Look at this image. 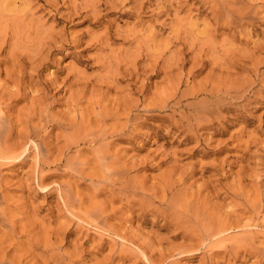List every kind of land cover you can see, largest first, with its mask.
I'll return each instance as SVG.
<instances>
[{"label":"rangeland","instance_id":"374dc122","mask_svg":"<svg viewBox=\"0 0 264 264\" xmlns=\"http://www.w3.org/2000/svg\"><path fill=\"white\" fill-rule=\"evenodd\" d=\"M226 2L0 0V32L10 24L35 42L0 47L7 146L24 151L0 155V264H264V217L244 200L264 204V0ZM229 9L256 19L232 24ZM21 72V89L6 84ZM27 111L39 126L30 141ZM96 129L105 163L100 145L72 139ZM171 199L241 219L229 245L256 241L237 258L212 249L160 215Z\"/></svg>","mask_w":264,"mask_h":264},{"label":"bare ground","instance_id":"6f19581e","mask_svg":"<svg viewBox=\"0 0 264 264\" xmlns=\"http://www.w3.org/2000/svg\"><path fill=\"white\" fill-rule=\"evenodd\" d=\"M225 2H226V0H224ZM228 1V0H227ZM242 1V0H241ZM219 2V1H218ZM217 2V3H218ZM221 2V1H220ZM229 2H232V1H229ZM222 3V2H221ZM227 3V2H226ZM7 4V3H6ZM15 4V3H14ZM144 4V3H143ZM179 4V3H178ZM89 5V4H88ZM103 5V4H102ZM232 5V4H231ZM10 6V5H9ZM215 6V5H214ZM220 6V5H219ZM229 6V5H228ZM227 6V7H228ZM234 6H235V4H234ZM233 6V7H234ZM222 7V6H221ZM225 7V6H224ZM226 7V8H227ZM241 7V6H240ZM4 8V7H3ZM6 8V7H5ZM11 8V7H10ZM217 8H218V6H217ZM226 8H224V10H226ZM230 8V7H229ZM243 8V7H242ZM223 9V8H222ZM237 9V8H236ZM219 10H220V7H219ZM15 11V10H14ZM223 12V11H222ZM222 12H220V13H222ZM246 12V11H245ZM5 13H6V11H5ZM215 13L216 14H218V11H215ZM225 13V12H224ZM226 14L228 15V18H229V21L232 23V24H242V23H244L245 22V20L246 19H249V20H251V21H254L256 18L253 16V17H250V15L248 16V14H245V13H243V12H237V11H235V10H227V12H226ZM251 14V13H250ZM7 15V14H6ZM17 15V14H16ZM15 15V16H16ZM252 15V14H251ZM9 16V15H8ZM255 16H256V14H255ZM225 17V16H224ZM3 18V17H2ZM1 18V19H2ZM5 18V17H4ZM16 18H18V17H16ZM23 18V17H22ZM12 19H14V18H12ZM11 19V20H12ZM225 19H227V17H225ZM7 20V19H6ZM3 21H5V20H3ZM224 21V20H223ZM17 24H18V27H20L19 25V20L17 21ZM231 24V25H232ZM3 25V24H2ZM224 25H225V23H224ZM32 26V25H31ZM26 27V26H25ZM24 27H22V29H23ZM29 28V27H28ZM11 30V31H10ZM10 31V32H9ZM23 32V31H22ZM27 32V31H26ZM33 31H31V33H32ZM37 32V31H36ZM20 33L18 32V29L17 28H12V26L10 25V24H8V26H6V28L4 29V31L3 32H0V47H1V49H3L2 47H3V45H10L11 47H12V53H14V50L15 51H18V49H20V45H21V48H22V46H24V48L25 49H28L29 47H32L33 46V43H35V42H33V41H31V40H29V37H26L25 38V40H21V38H20V35H19ZM25 35V34H24ZM22 36V35H21ZM24 37V36H23ZM31 38H35V36L34 37H31ZM42 39H44V38H42ZM42 39H39L40 41H39V45H38V49L40 50V49H42V48H45L46 46H47V44H46V42H44ZM11 41V42H10ZM29 43H27V42ZM38 41V40H37ZM37 44V43H36ZM9 46V47H10ZM10 47V48H11ZM7 48V47H6ZM0 49V50H1ZM5 49V48H4ZM6 50V49H5ZM34 50V49H33ZM36 51H37V49H35ZM25 51V50H24ZM24 52H22V53H20V55H15V56H17V57H19V58H21V54H23ZM10 54V53H9ZM15 54V53H14ZM13 54V55H14ZM25 54V53H24ZM28 55V54H27ZM12 57V56H11ZM12 58H14V57H12ZM16 58V57H15ZM13 60L14 59H12V62H13ZM16 60V59H15ZM18 60V59H17ZM20 60V59H19ZM18 60V61H19ZM17 61V62H18ZM17 62H16V64H17ZM19 63V62H18ZM21 63V62H20ZM12 67H14L13 65H12ZM35 67V66H34ZM127 67V66H126ZM19 68V67H18ZM106 68V67H105ZM23 69H25V68H23ZM21 70H22V68H21ZM107 71V70H106ZM10 74H11V72H9ZM9 73H8V75H9ZM25 73H26V71H25ZM25 73L24 72H21L20 74H21V76H17V77H15V78H13L12 79V77L9 79V81L8 82H6V84H14V85H16L18 88H20V83L23 81V78L25 77L24 75H25ZM12 75V74H11ZM14 75V74H13ZM27 75H28V73H27ZM10 76V75H9ZM32 77V76H31ZM25 79V78H24ZM3 84V83H2ZM4 85V84H3ZM3 85H1V86H3ZM1 86H0V88H1ZM7 86V85H6ZM11 86V85H10ZM13 86V85H12ZM16 86H14V87H16ZM3 88V87H2ZM1 88V89H2ZM9 89H7V90H9L10 91V87H8ZM4 89H6L5 87L3 88V90ZM21 89V88H20ZM2 90V91H3ZM6 90V91H7ZM19 90V89H18ZM1 90H0V92H2ZM6 91H4V92H6ZM12 91H13V89H12ZM15 91V90H14ZM16 92V91H15ZM13 93V92H12ZM5 94V93H4ZM7 94H9L8 93V91H7ZM19 94V93H18ZM17 94V95H18ZM10 96L11 95H13V94H9ZM15 96H17L16 95V93L14 94ZM36 96V95H35ZM13 97V96H12ZM3 98H4V96H3ZM2 98V99H3ZM74 98V97H73ZM0 99H1V97H0ZM38 101V100H37ZM78 101H79V99H78ZM1 102V101H0ZM39 102V101H38ZM74 102V101H73ZM75 102H76V99H75ZM80 102V101H79ZM1 103H3V102H1ZM77 107V106H76ZM165 107V106H164ZM38 109H40V108H38ZM44 109V108H43ZM162 109V108H161ZM78 110V109H77ZM76 110V111H77ZM75 111V112H76ZM203 111V110H202ZM28 112H31V111H27V115H26V117H25V120L24 121H21L22 123H24L25 125H26V128H27V135L25 136V137H27L26 139L27 140H33L32 138H33V135H35L36 137L38 136V131H39V126H32V124H34V118L36 117H33L32 115L34 114L33 112V114L32 115H29V114H31V113H28ZM46 113V110L45 111H43V113H38V115H39V119H40V123L41 124H43L44 126H48L49 125V123L50 122H48V115H47V113ZM35 115V114H34ZM37 115V116H38ZM109 116H111V115H109ZM199 116V115H198ZM103 117V116H102ZM106 117V116H105ZM19 119V118H18ZM38 119V120H39ZM105 119V118H104ZM199 119L200 118H198V121H199ZM204 119V118H203ZM52 122V121H51ZM104 122V121H103ZM20 124V123H19ZM13 125H14V122L12 121V120H10V119H8L3 113H2V111L0 110V155L2 156V157H5V158H7V159H14V160H17V159H19L20 157H22L23 156V153H24V151H23V153H18L17 152V150H21L22 151V148L20 149V145H19V149H17L18 148V145H17V148H14V149H12V148H10V147H8L7 146V144H8V142H9V139L11 138V136H12V128H13ZM40 125V124H39ZM51 125V124H50ZM62 125H64V124H62ZM42 126V125H41ZM66 126H68V124L66 125ZM65 126V127H66ZM72 125L70 124L69 125V127H71ZM33 127V128H32ZM89 128L90 127H87V129L89 130ZM104 128V127H103ZM114 129V128H113ZM82 130H86V129H82ZM99 130V129H98ZM97 129H96V131H92V130H90L89 132H87V131H85V133H84V131H83V133L84 134H82L80 137H75V139H74V137L72 136V139H73V141H76V143L78 142V144L79 143H83V142H87V143H90V144H95V145H100V143H101V138H103L105 135H106V131L105 130H101V131H99V132H97L98 131ZM113 132H115V131H113ZM115 133H118L117 131L115 132ZM39 137V136H38ZM35 138V137H34ZM71 138V137H70ZM71 139V140H72ZM38 141V140H37ZM74 144V143H73ZM107 145V144H106ZM110 145V144H109ZM23 146V145H22ZM38 147L40 148V144H38ZM110 147V146H109ZM108 147V148H109ZM105 147H104V144L103 145H100L99 146V148L97 149V159H98V161H99V163L100 162H102V163H105V162H107V160H108V152L107 151H105V150H103ZM107 148V149H108ZM41 149V148H40ZM17 152V153H16ZM20 152V151H19ZM107 164V163H106ZM109 170V169H108ZM110 171V170H109ZM113 174H117V173H114L113 171L112 172H110V177H112L113 176ZM120 178V177H119ZM182 178H184V177H182ZM181 178V179H182ZM108 180H110V178L108 179ZM121 180V179H120ZM181 181H184L183 179L181 180ZM166 186H169V185H166ZM166 186H165V189L166 190H168V189H170L171 191H172V189L173 188H175V184H173V185H170V187L167 189L166 188ZM68 190V189H67ZM170 190H169V192H170ZM162 192H165V191H162ZM173 192V191H172ZM234 192V191H233ZM157 193H159V192H157ZM236 194H234V196L236 197H240V198H245V196L243 195V194H239L238 193V191L237 192H235ZM120 195H123V197H133L134 198V196H140V197H143V195H140V194H135L134 192H126L125 190L124 191H122L121 192V194ZM73 196H75V195H73ZM71 197V196H69L68 197V200H67V206H71L70 204H73V203H78V204H81V201L79 200V199H77V197L75 198V197ZM249 196V195H248ZM247 196H246V199H244L245 200V206H246V211H249L250 213H252V214H254L253 216H255V218H257V219H259L262 215H263V217H264V204L259 200V201H252V200H250V199H248L247 200ZM250 198V197H249ZM156 201H157V199H155ZM155 200H152V202H151V204H150V206H153L154 204H156V201ZM186 200V199H185ZM250 200V201H249ZM175 201V202H174ZM178 201H180V199H178ZM178 202H176V200H174V199H171V202H169V203H166V202H164L163 200H161V202H160V204L161 205H166L167 207H168V210L169 211H166V213L164 214H160L162 217H165L166 219H170L171 221V223H173V224H175L176 226H178V227H180V228H182L183 230L185 229L187 232H189V236L190 237H195L196 239H198V241L199 240H201V241H203V242H211V241H213L214 243L213 244H215L214 246L212 245V247H214V248H212V249H216L217 247H218V249H220L221 251H223V250H226L227 252H229L230 254H233L234 255V257L235 256H238L239 254H240V252H241V250L243 249V251L245 250V252H247V250L249 249L248 247L250 246L251 248H252V246L253 245H251L253 242H255L256 241V238H255V240H254V237L253 236H251V235H245V236H241V237H237V238H235V240L236 239H238L239 240V242L237 243V244H231V245H229L228 243H229V239H225V238H223V236L225 235V234H229V233H232L233 231H236V230H238L239 229V224H241V219H236L235 221H234V219L232 220V223H236L235 224V226L233 225V224H231V219H232V216L230 215V214H227V215H225V216H223L222 215V217H217L216 215L214 216V215H210L208 212H205V213H207V214H209V216L206 214V215H202V213L203 212H200L201 213V215H200V213H197L198 215H193V214H188V213H186V212H184V211H182V210H184L183 208H185V207H183L182 208V205H183V203H182V201H181V203H182V205H180V204H177ZM190 203V202H189ZM186 204H187V202H186ZM177 205H180L181 206V209L180 208H177V207H180V206H177ZM190 205V204H189ZM188 204H187V209H188V206H189ZM149 206V207H150ZM184 206V205H183ZM243 207V206H242ZM193 208V207H192ZM191 208V209H192ZM189 211H191V210H189ZM195 211H197V210H195ZM208 211V210H207ZM191 212H194V210L193 211H191ZM83 213V212H82ZM83 214H85L84 216H82L85 220H90V219H95V217L98 215V213L97 212H95V211H92V212H85V213H83ZM196 214V213H195ZM215 214V213H214ZM216 214H218V213H216ZM243 214V213H242ZM220 216H221V214H219ZM78 216V215H77ZM81 216V215H80ZM99 219V218H98ZM241 220V221H240ZM260 220V219H259ZM250 222H249V224H248V222L246 223L247 225H245L244 226V228L246 227V228H248V226H252V224L251 223H253V221H255V219L253 218H251L250 220H249ZM254 225V224H253ZM243 227V226H242ZM185 232V231H184ZM231 240V239H230ZM216 247V248H215ZM195 250V249H194ZM259 251V250H258ZM225 252V251H224ZM228 253V254H229ZM235 258H237V257H235Z\"/></svg>","mask_w":264,"mask_h":264}]
</instances>
